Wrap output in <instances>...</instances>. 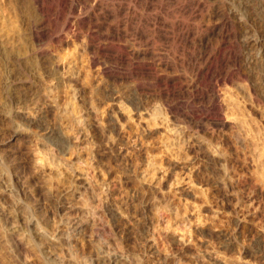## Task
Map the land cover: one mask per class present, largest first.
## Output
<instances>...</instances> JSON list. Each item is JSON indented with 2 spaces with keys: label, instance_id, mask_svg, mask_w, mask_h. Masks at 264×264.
<instances>
[{
  "label": "rangeland",
  "instance_id": "obj_1",
  "mask_svg": "<svg viewBox=\"0 0 264 264\" xmlns=\"http://www.w3.org/2000/svg\"><path fill=\"white\" fill-rule=\"evenodd\" d=\"M58 3L0 0V264H264V0Z\"/></svg>",
  "mask_w": 264,
  "mask_h": 264
},
{
  "label": "bare ground",
  "instance_id": "obj_2",
  "mask_svg": "<svg viewBox=\"0 0 264 264\" xmlns=\"http://www.w3.org/2000/svg\"><path fill=\"white\" fill-rule=\"evenodd\" d=\"M33 1V3H34V5H35V7L37 8V10L39 11V12H41L42 14H46L47 13V11H48V8L49 7H47V1H49V0H32ZM58 4L59 5H64L63 3H64V0H58ZM72 11L74 10V7L73 6H71V8H70ZM40 13V14H41ZM94 62H95V60H93ZM102 70H105V67L103 68V66H102V68H101ZM217 98H218V96L216 95L215 96V101L217 100ZM13 221H16V220H14L13 219ZM13 223V222H12ZM17 223V222H16ZM72 224V223H71ZM75 224V223H74ZM24 225V224H23ZM74 226H76V225H74ZM73 227V226H72ZM74 228V227H73ZM67 234V233H66ZM21 237V236H20ZM32 240V239H31ZM7 241V240H6ZM27 241H28V239H27Z\"/></svg>",
  "mask_w": 264,
  "mask_h": 264
}]
</instances>
